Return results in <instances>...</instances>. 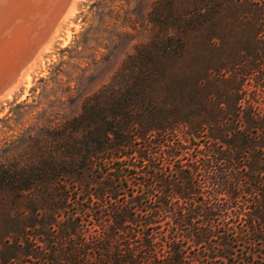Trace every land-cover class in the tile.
I'll return each instance as SVG.
<instances>
[{
	"label": "trees",
	"instance_id": "1",
	"mask_svg": "<svg viewBox=\"0 0 264 264\" xmlns=\"http://www.w3.org/2000/svg\"><path fill=\"white\" fill-rule=\"evenodd\" d=\"M151 21L77 115L0 136V264H264V0Z\"/></svg>",
	"mask_w": 264,
	"mask_h": 264
},
{
	"label": "rangeland",
	"instance_id": "2",
	"mask_svg": "<svg viewBox=\"0 0 264 264\" xmlns=\"http://www.w3.org/2000/svg\"><path fill=\"white\" fill-rule=\"evenodd\" d=\"M154 2L47 3L42 10L45 26L23 54L1 70L0 136L17 134L26 127L37 134L41 127L77 115L83 100L107 84L134 47L152 36ZM243 257L242 253L232 255V261L244 264ZM217 262L228 263L229 259Z\"/></svg>",
	"mask_w": 264,
	"mask_h": 264
},
{
	"label": "bare ground",
	"instance_id": "3",
	"mask_svg": "<svg viewBox=\"0 0 264 264\" xmlns=\"http://www.w3.org/2000/svg\"><path fill=\"white\" fill-rule=\"evenodd\" d=\"M50 1L0 0V73L34 42L46 24L42 10Z\"/></svg>",
	"mask_w": 264,
	"mask_h": 264
}]
</instances>
